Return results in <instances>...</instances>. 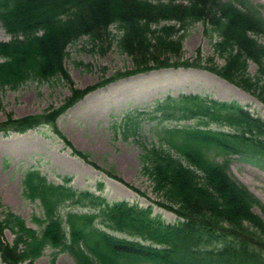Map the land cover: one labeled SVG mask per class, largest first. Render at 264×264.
<instances>
[{
	"label": "trees",
	"instance_id": "trees-1",
	"mask_svg": "<svg viewBox=\"0 0 264 264\" xmlns=\"http://www.w3.org/2000/svg\"><path fill=\"white\" fill-rule=\"evenodd\" d=\"M195 23L215 38L213 56L222 64L211 57L204 64L200 57L180 59L187 29ZM0 24L13 37L0 41V88L58 79L71 89L58 108L8 118L0 122V132L45 127L71 155L136 193L57 129V119L84 96L139 74L195 68L222 78L264 107V18L260 5L249 0H0ZM83 37L103 54L115 45L132 68L75 88L65 68L67 48ZM142 113L131 110L124 116L125 134L139 131L136 119ZM150 113L158 145L143 146L139 161L160 198L157 204L175 220L154 214L152 205L109 202L101 194L74 189L69 177L55 184L30 170L23 176L22 193L40 203L42 217L33 218L40 231L0 205L4 264H33L48 247L67 253L74 264H264V205L229 172L233 157L264 170V119L235 101L193 94L158 100ZM166 121L192 124L169 128L162 125ZM7 231L12 243L6 241Z\"/></svg>",
	"mask_w": 264,
	"mask_h": 264
},
{
	"label": "rangeland",
	"instance_id": "rangeland-1",
	"mask_svg": "<svg viewBox=\"0 0 264 264\" xmlns=\"http://www.w3.org/2000/svg\"><path fill=\"white\" fill-rule=\"evenodd\" d=\"M249 1L260 5L264 17V0ZM12 38L0 24V41L8 42ZM214 42L215 38L205 32L201 23L192 24L184 37L180 59L194 61L200 57L204 64L208 57L214 58ZM67 52L65 68L78 89L132 68L131 59L115 45L103 54L87 37L70 45ZM214 62L222 64L221 59L214 58ZM250 69L253 72L254 66ZM70 92V85L58 79L41 83L28 81L17 89L0 88V122L44 114L62 105ZM189 93L236 101L264 118V108L254 98L202 69H160L122 79L87 94L67 109L57 119V129L75 149L87 153L99 168L112 169L117 177L139 192L72 156L64 141L41 126L25 133H0V205L20 216L30 228L40 231V226L33 221L34 217H42L40 203L26 199L22 193L23 176L33 170L55 184L70 177L74 188L101 194L109 202L126 200L144 207L152 205L154 214L173 222L176 217L157 204L160 198L152 191L139 155L143 146L158 145L152 129L156 121L150 113L153 104L168 96ZM131 110L145 112L136 119L140 128L135 135L125 134L121 128L124 116ZM190 124L191 121L162 123L169 128ZM230 173L264 204L263 171L233 158ZM66 210L67 207L63 208L62 213ZM5 238L12 243L14 236L7 231ZM0 264H3L1 260ZM33 264L74 262L67 253H57L48 247Z\"/></svg>",
	"mask_w": 264,
	"mask_h": 264
}]
</instances>
